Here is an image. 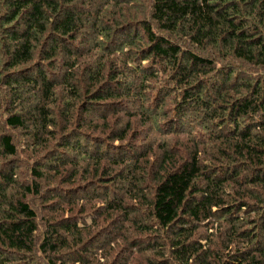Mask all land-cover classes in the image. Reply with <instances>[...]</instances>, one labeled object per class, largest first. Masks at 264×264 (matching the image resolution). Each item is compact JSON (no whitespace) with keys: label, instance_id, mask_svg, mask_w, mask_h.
<instances>
[{"label":"trees","instance_id":"16d2710c","mask_svg":"<svg viewBox=\"0 0 264 264\" xmlns=\"http://www.w3.org/2000/svg\"><path fill=\"white\" fill-rule=\"evenodd\" d=\"M0 264H264V0H0Z\"/></svg>","mask_w":264,"mask_h":264},{"label":"rangeland","instance_id":"374dc122","mask_svg":"<svg viewBox=\"0 0 264 264\" xmlns=\"http://www.w3.org/2000/svg\"><path fill=\"white\" fill-rule=\"evenodd\" d=\"M63 187H65V188H67V189H72V188H70V187H68V185L66 184V185H63ZM73 195V194H72ZM84 218H86V221H88L89 222V219L87 218V217H84Z\"/></svg>","mask_w":264,"mask_h":264}]
</instances>
